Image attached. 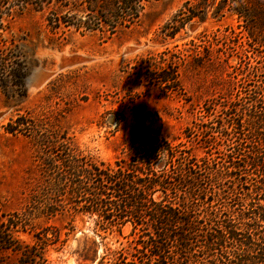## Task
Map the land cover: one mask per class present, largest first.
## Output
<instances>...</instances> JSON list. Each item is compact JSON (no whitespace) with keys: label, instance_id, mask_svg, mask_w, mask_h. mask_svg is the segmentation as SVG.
Listing matches in <instances>:
<instances>
[{"label":"trees","instance_id":"trees-1","mask_svg":"<svg viewBox=\"0 0 264 264\" xmlns=\"http://www.w3.org/2000/svg\"><path fill=\"white\" fill-rule=\"evenodd\" d=\"M70 1L78 0H0V23L12 16L2 10L11 3L43 9L54 3L66 7ZM193 1L203 6V0ZM214 1V13L228 10L238 15L249 24L244 29L247 38L264 47V0H204L205 7ZM140 2L114 0L110 16L94 14L95 26L114 31L132 25L139 18ZM191 2L187 0L159 29L163 39H175L187 24L201 19ZM249 3L255 5L253 10ZM49 22L55 28L71 25L52 17ZM85 28L96 30L91 24ZM216 33L190 42L194 65L207 73L219 68L226 72L221 101L206 99L197 113L200 123L186 130L187 142L203 138L204 157L197 159L187 143L174 144L159 133H147L133 156L121 155L111 164L64 139L55 145L52 136L43 135L37 141L42 189L25 212H0V252L17 254L19 264H39L42 256L37 253L65 241L60 232L39 231L32 222L67 215L72 222L91 218L103 240L101 232L115 230L123 236L130 224V247L112 251L110 264H264V79L251 89V82L264 72V65L257 67L263 57ZM190 57L189 50L180 48L161 53L153 64L156 72L147 70L144 79L163 91L181 89L179 69ZM233 58L236 64H230ZM18 60L6 51L0 54V86L12 79L11 71L22 83ZM29 127L27 117L18 116L5 131L26 136ZM21 233L32 234L36 244L23 246L17 238Z\"/></svg>","mask_w":264,"mask_h":264},{"label":"rangeland","instance_id":"rangeland-1","mask_svg":"<svg viewBox=\"0 0 264 264\" xmlns=\"http://www.w3.org/2000/svg\"><path fill=\"white\" fill-rule=\"evenodd\" d=\"M186 1L141 0L138 20L114 31L94 22V14L108 17L115 11L114 0L70 1L66 7L54 3L43 9L11 7L12 3L3 6V12L12 16H5L0 23V54L6 51L18 57L24 80H14L11 71L12 79L0 86L1 213L25 212L42 189L37 141L46 134L55 145L64 139L84 154L111 164L121 155L133 156L147 133H159L174 144L187 143L197 159L204 157L203 138L187 142L186 130L200 123L197 113L206 99L221 101V79L226 72L219 68L214 74L207 73L194 65L190 42L216 32L228 35L230 43L263 57L257 67L264 65V47L247 38L244 29L249 24L238 15L228 10L222 15L214 13L218 1L206 8L204 0L203 6L192 0V10L201 19L187 24L175 39H163L159 29ZM254 6L249 3L251 10ZM50 17L71 25L55 28ZM88 24L96 30H87ZM179 48L191 55L179 69L181 89L163 91L144 79L147 70L156 72L153 64L159 54ZM237 62L233 58L230 64ZM263 79L264 72L251 82V89ZM18 116L27 117L31 131L26 136L5 131ZM35 222L39 231H58L65 241L37 253L42 256L37 258L39 264H102L104 257L103 264H110L112 251L130 247L126 238L131 233L130 224L123 228V236L115 230L101 232L106 237L103 240L88 216L74 222L67 215ZM17 238L23 246L36 244L30 233ZM1 261L19 264V256L0 252Z\"/></svg>","mask_w":264,"mask_h":264}]
</instances>
